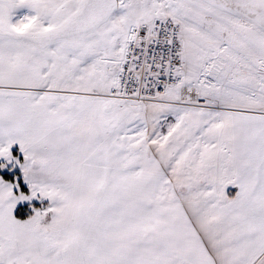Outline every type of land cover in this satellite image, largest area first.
Masks as SVG:
<instances>
[{"label":"snow or ice","instance_id":"1","mask_svg":"<svg viewBox=\"0 0 264 264\" xmlns=\"http://www.w3.org/2000/svg\"><path fill=\"white\" fill-rule=\"evenodd\" d=\"M0 264H264V0H0Z\"/></svg>","mask_w":264,"mask_h":264}]
</instances>
